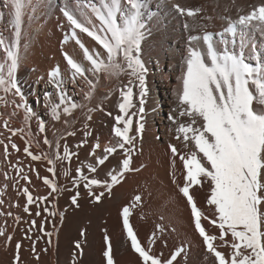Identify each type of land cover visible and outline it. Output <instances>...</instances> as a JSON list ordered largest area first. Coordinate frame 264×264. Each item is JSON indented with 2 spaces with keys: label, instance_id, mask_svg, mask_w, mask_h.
Here are the masks:
<instances>
[{
  "label": "bare ground",
  "instance_id": "bare-ground-1",
  "mask_svg": "<svg viewBox=\"0 0 264 264\" xmlns=\"http://www.w3.org/2000/svg\"><path fill=\"white\" fill-rule=\"evenodd\" d=\"M144 3V39L139 56L147 68V92L143 98L144 119L140 121L141 89L136 78L128 73L117 78L89 72L87 79L95 85L94 90L80 77L73 82L64 53L67 52L85 68L90 65L76 40L71 38V27L62 13L64 0H30L23 17L15 79L34 115L25 125L24 109H13L11 104L13 99L19 103V97L9 93L7 106L0 101V141H3L0 143V188H4L0 194V200H3L0 213H12V216L0 214V229L4 230V235L0 236V264H15L17 243L21 244L20 264H107L104 253L109 243L113 264H142L123 228L122 209L125 206H130V223L142 244L148 246L152 233L156 234L152 252L161 259H169L177 248L183 247L185 252L173 264H217L212 254L206 251L203 238L195 227L187 198L179 191L186 171L179 156L174 157L171 153V145H176L181 154L194 150V147L192 142H188V148H185V142L176 139L178 123L189 120L187 116H178L183 107L178 94L190 36H202L213 31L217 34L224 30L229 20H237L238 15L247 13L252 6L264 3V0H144ZM176 4L202 11L195 17H188L177 11ZM5 5L6 0H0V13L4 14L0 20V33L11 43L15 39L14 29L9 24V9ZM93 22L98 24L94 17ZM186 24L188 27H185ZM207 25H215L216 28L205 30ZM65 36L69 37L67 42ZM77 36L90 51L106 55L102 46L91 37L79 30ZM228 38L229 35L225 34V39ZM219 39L218 35L214 36L215 41ZM253 44L255 52L260 54V62L264 64V34L254 29L249 34V44L245 49V57L249 61L255 60ZM193 46L205 47L203 41L193 42ZM7 62L6 52L0 47V64L4 65L5 75ZM57 67L60 70L59 79L63 81L64 102L60 99L61 89L56 87L51 77L52 70ZM129 81L132 83L129 84ZM129 86L133 93L129 115L136 113L132 116L130 131V135L135 137V148L131 153L132 170L125 173L110 193L103 183L93 186L92 192H104V196L96 201L84 186L85 181L81 180L79 185L73 181L79 177L77 169L80 168L90 179L108 183L111 182L109 173L121 170L122 160L127 155L123 149L118 148L108 155L103 165L97 160L105 155V148L120 142L114 134L117 126L115 117L122 115L119 104L124 98L121 93ZM90 90L92 95L89 99ZM3 95L0 92V96ZM71 103L78 107L70 115L64 113L63 108ZM54 105H59V120L52 116ZM260 107L264 106L254 102V108ZM9 117V127L23 128V133L12 135L3 127V120ZM41 120L45 125L44 132L39 130ZM139 123L144 124L142 133L138 132ZM119 126L123 127V122ZM45 137L50 145L44 143ZM26 142L31 143L30 150L34 154H47L55 159L56 144L59 143L61 157L65 146L74 155L70 161L57 160L53 176L47 171L51 166L47 160L33 161L23 152ZM11 143H15L20 150L13 149ZM97 143L99 148H95ZM4 144H9L8 155H5ZM93 150L95 155H92ZM89 165L95 166L96 172H91ZM65 170L68 175H65ZM22 176L29 177L31 183ZM44 177L54 179L59 192L49 195L51 189L43 183ZM24 187H28L34 198L47 196L48 199L28 206L30 210L25 212L27 197L23 193ZM77 191V203L73 204L71 197ZM190 192L203 213L202 225L209 234L219 236V229L210 224V220L216 218L214 206L207 203L210 183L205 180L202 186H193ZM137 195L141 197L139 202H135ZM50 212L56 215L52 216ZM16 216L20 217L19 222L14 219ZM32 220L36 221L34 226ZM47 232L53 235L48 237ZM9 235L12 240L6 243ZM225 239L231 243L230 235ZM216 244L220 251L230 256V247L219 239Z\"/></svg>",
  "mask_w": 264,
  "mask_h": 264
},
{
  "label": "snow or ice",
  "instance_id": "snow-or-ice-1",
  "mask_svg": "<svg viewBox=\"0 0 264 264\" xmlns=\"http://www.w3.org/2000/svg\"><path fill=\"white\" fill-rule=\"evenodd\" d=\"M5 6L9 9V24L14 29L15 39L9 43L0 33V47L6 52L8 61L6 75L4 65L0 64V92L5 94L0 96V101L7 106L9 93L13 97H19V103L13 99L11 104L13 109H24V121L27 125L34 113L27 106L24 94L15 79V73L19 63V40L23 17L26 8L30 6V0H6ZM144 7V0H64L62 8L63 16L71 27V38L76 40L83 50L84 59L90 65L85 68L67 52L64 53L71 69L72 81L75 82L76 78L80 77L94 90L95 85L87 79L89 72L93 75L107 74L117 78L125 73L130 74L136 78L141 89L140 121L144 119L143 98L147 92L145 84L147 68L139 56L141 42L144 39L145 25L142 12ZM174 7L188 17H195L202 11L200 8H184L179 4ZM93 17L98 24L93 22ZM3 18L4 14L0 13V20ZM185 27L188 25L186 24ZM253 29L264 34V3L252 6L247 13L238 15L235 21L229 20L222 33L205 32L202 36H190V47L178 94L180 105L183 106L178 116H187L189 120L187 123H178L176 139H182L185 148H188V142H192L194 147V150L181 154L176 145H171V153L174 157L179 156L186 171L184 183L179 191L187 198L194 216L195 227L203 238L206 251L212 254L217 264H264V107L254 108V102L264 106V64L260 62V54L255 52L254 44L252 54L255 60L249 61L245 57L249 34ZM77 30L102 46L106 55L102 56L99 51H90L77 36ZM225 34L229 35L228 39H225ZM216 35H219V41L214 40ZM68 39L69 37L65 36V42ZM200 41H203L204 48L193 46V42ZM51 77L56 87L61 89L60 99L64 102L66 97L63 94V81L59 79V67L52 70ZM131 83L129 81V84ZM121 94L124 98L119 104L122 115L115 117L117 126L114 128V134L120 138V142L116 146L105 148V155L97 160L98 164L103 165L108 155L115 153L118 148L123 149L127 155L122 160L121 170L114 174L109 173L111 182L108 183L95 178L90 179L80 168L77 169L80 173L79 177L74 178L73 181L77 185L81 180L85 181L84 186L89 189V194L96 201L104 196V192H92L93 186L103 183L106 191L110 193L112 187L121 182L125 173L132 170L131 153L135 148V137L130 135V131L133 124L132 116L136 115V113L129 115V108L132 107V88L127 87V91L122 90ZM91 95L90 90L89 99ZM77 107V104L71 103L70 106L63 108V112L70 115ZM52 116L57 120L60 119L59 105L52 107ZM10 119L11 117L3 120V127L12 135L23 133V128L9 127ZM121 122L123 127L119 126ZM143 129L144 124L139 123L138 132L142 133ZM39 130L40 132L45 130L42 120L39 121ZM44 143L51 144L46 137ZM8 147L9 144H4L5 155H8ZM11 147L16 151L20 150L15 143H11ZM59 147L57 143L55 159L47 154H34L30 150V142H26L23 152L33 161L47 160L51 165L47 171L55 176L56 161H70L74 155L65 146L64 155L61 157ZM99 147L97 143L95 148ZM92 155H95L94 150ZM89 169L91 172H96V167L93 165H89ZM20 171L23 172V169ZM68 174L65 170V175ZM37 176L39 178L38 173ZM21 178L28 179L31 183L29 177ZM205 180L210 183L207 203L214 206L216 216L210 220V224L219 229V236L209 234L202 225L203 213L190 192L193 186H202ZM43 183L50 187L49 195L59 192L54 179L44 177ZM3 192L4 188H0V194ZM23 193L27 197L25 212L30 210L28 206L48 199L47 196L34 198L28 187L23 188ZM78 196L77 191L71 197L73 204L77 203ZM140 200L141 197L137 195L135 202ZM0 204H3V200H0ZM0 214L12 216L11 212ZM49 214L56 215L55 212ZM130 214V206L123 207V228L126 230L131 248L141 258L142 264H173L177 257L185 252L183 247H179L169 259H161L152 252V244L157 239L156 234L152 233L148 246L142 244L130 223ZM36 215L39 216L40 212L37 211ZM62 215L61 213V217ZM14 219L19 222L20 217L16 216ZM31 224L34 226L36 221L32 220ZM3 235L4 230L0 229V236ZM46 235L51 237L53 233L47 232ZM229 235L232 238L231 243L225 239ZM218 239L231 248L230 256H226L218 249L216 244ZM11 240L12 236H7L6 243ZM20 248L21 244L17 243L15 264H20ZM104 255L107 264H113L110 243Z\"/></svg>",
  "mask_w": 264,
  "mask_h": 264
},
{
  "label": "rangeland",
  "instance_id": "rangeland-1",
  "mask_svg": "<svg viewBox=\"0 0 264 264\" xmlns=\"http://www.w3.org/2000/svg\"><path fill=\"white\" fill-rule=\"evenodd\" d=\"M214 29V28H216V26L215 25H207L206 27H205V30L206 29ZM221 31V30H220ZM214 32V31H213Z\"/></svg>",
  "mask_w": 264,
  "mask_h": 264
}]
</instances>
